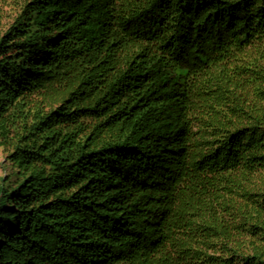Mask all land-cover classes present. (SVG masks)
I'll use <instances>...</instances> for the list:
<instances>
[{
	"label": "trees",
	"instance_id": "obj_1",
	"mask_svg": "<svg viewBox=\"0 0 264 264\" xmlns=\"http://www.w3.org/2000/svg\"><path fill=\"white\" fill-rule=\"evenodd\" d=\"M0 264H264V0H29L0 36Z\"/></svg>",
	"mask_w": 264,
	"mask_h": 264
},
{
	"label": "rangeland",
	"instance_id": "obj_2",
	"mask_svg": "<svg viewBox=\"0 0 264 264\" xmlns=\"http://www.w3.org/2000/svg\"><path fill=\"white\" fill-rule=\"evenodd\" d=\"M27 1L29 0H0V36L18 16ZM7 151V146H0V180L10 176L12 183L14 182V170L6 158Z\"/></svg>",
	"mask_w": 264,
	"mask_h": 264
}]
</instances>
